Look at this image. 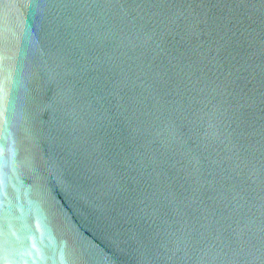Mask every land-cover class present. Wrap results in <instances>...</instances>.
Returning <instances> with one entry per match:
<instances>
[{
    "label": "water",
    "instance_id": "water-1",
    "mask_svg": "<svg viewBox=\"0 0 264 264\" xmlns=\"http://www.w3.org/2000/svg\"><path fill=\"white\" fill-rule=\"evenodd\" d=\"M0 264H264V0H0Z\"/></svg>",
    "mask_w": 264,
    "mask_h": 264
}]
</instances>
